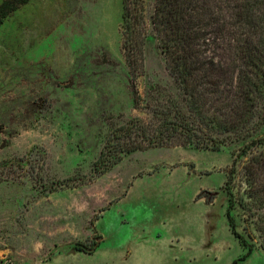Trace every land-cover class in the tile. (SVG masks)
<instances>
[{
    "label": "rangeland",
    "instance_id": "obj_1",
    "mask_svg": "<svg viewBox=\"0 0 264 264\" xmlns=\"http://www.w3.org/2000/svg\"><path fill=\"white\" fill-rule=\"evenodd\" d=\"M154 4L145 0V73L136 97L122 47L123 0H29L1 24L0 264H141L120 255L172 241L184 254L175 264H231L244 253L222 198L212 206L194 201L200 188L220 191L243 141L228 140L218 151L136 150L105 173L96 169L111 122L147 117L181 94L153 30ZM254 122L264 132V100ZM67 178L69 186L54 188ZM246 180L238 168L229 182L231 217L254 250L237 264H264V204ZM164 206L185 218L173 238L158 217ZM150 210L153 228L144 222ZM78 241L89 251L77 250ZM149 261L166 264L162 252Z\"/></svg>",
    "mask_w": 264,
    "mask_h": 264
},
{
    "label": "trees",
    "instance_id": "obj_2",
    "mask_svg": "<svg viewBox=\"0 0 264 264\" xmlns=\"http://www.w3.org/2000/svg\"><path fill=\"white\" fill-rule=\"evenodd\" d=\"M28 2L1 0L0 26ZM151 23L181 94L152 107L147 117L111 122L96 169L105 173L136 150L193 146L218 151L228 140L243 141L232 153L223 186L231 231L245 249L231 263L236 264L253 251L231 217L229 182L238 168L252 189L251 197L264 204V132L259 133L263 123L254 122L264 100V0H155ZM121 33L136 97V81L145 73V0H123ZM71 179L58 181L54 188L62 182L69 186ZM87 244L78 241L75 247L87 252Z\"/></svg>",
    "mask_w": 264,
    "mask_h": 264
},
{
    "label": "crops",
    "instance_id": "obj_3",
    "mask_svg": "<svg viewBox=\"0 0 264 264\" xmlns=\"http://www.w3.org/2000/svg\"><path fill=\"white\" fill-rule=\"evenodd\" d=\"M225 181H226V176H225V179L223 180L222 188L220 189L219 192H216V194H212V192H211L212 191L211 190L212 185H210L209 187L200 188L195 193L194 201L204 202L206 205L212 206L221 197L222 203H223L224 208H225V214L227 217L229 230L231 231L229 219H228V216L226 213L227 206H228V195H227V192L225 191V189L223 188ZM203 189H204V191L207 190L206 193L208 192L209 194L208 195H198V194H200L201 190H203ZM179 198L180 197L178 195L177 202H179ZM159 209L161 211L160 214L158 213L159 219H161V220L166 219L167 222H169L167 225L169 228V231L167 232L166 227H165V232L167 234H169L172 238L175 236H178L180 234V228H183V226L185 224V218H184L183 214L180 213L176 207L164 206L163 208H159ZM145 215H146L144 217L145 224L150 226L151 228H153L155 225L154 223H155L156 218H154V215L151 214V210L148 211V213H146ZM100 218H102V216ZM100 218H98L97 220H99ZM159 229L163 231L162 227H160ZM163 233H164V231H163ZM231 233H232V231H231ZM232 235L234 236L233 233H232ZM104 240H105V238H104V236H102V242L97 246L94 253L97 252L102 247V243L104 242ZM237 240L239 241V239H237ZM239 243H240V241H239ZM176 246L177 245H173V241H172V245H170L169 247L162 250L161 248L156 249L152 246H148L145 244V245H140L139 248H135L134 251L131 248L129 250H125V252H123V255H120V257L125 259V258H128V257L134 255L137 258L138 262H140L141 264H149L150 263L149 260H150V258H152V256L154 254H160L162 252L165 255V261L164 262L166 264H175V263H178L179 259L184 256L183 251L181 252V248L178 249ZM242 248L244 250L243 252L245 253V249L243 246H242ZM252 253H254V250L252 251ZM252 253L247 258H249L252 255ZM192 256L197 257L200 260L203 257V258L210 261V255L203 256L202 254H200L198 252H193ZM242 261H244V260H242Z\"/></svg>",
    "mask_w": 264,
    "mask_h": 264
}]
</instances>
